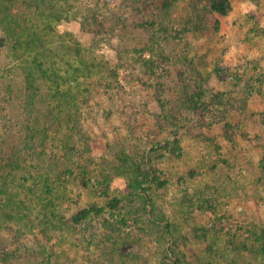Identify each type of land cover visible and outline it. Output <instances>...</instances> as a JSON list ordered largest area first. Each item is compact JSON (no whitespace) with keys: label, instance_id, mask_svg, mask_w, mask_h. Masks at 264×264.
Here are the masks:
<instances>
[{"label":"rangeland","instance_id":"374dc122","mask_svg":"<svg viewBox=\"0 0 264 264\" xmlns=\"http://www.w3.org/2000/svg\"><path fill=\"white\" fill-rule=\"evenodd\" d=\"M229 3L223 15L210 0H77L103 21L84 24L79 14L59 24L105 67L91 77L102 87L81 118L90 135L82 170L96 172L86 187L83 176L62 182L54 217L41 204L31 210L64 226L49 244L41 234L16 241L0 229V247L21 254L12 264H166L172 256L180 264H264V0ZM140 15L152 30L134 25ZM14 81L3 80L4 88ZM17 97L0 103V125L21 120L12 132L36 115ZM193 99L197 111L187 108ZM58 143L47 145V159L65 180L74 175L65 165L72 156ZM134 162L150 164V176L137 172L142 190L129 176ZM108 163L117 170L100 182ZM42 244L43 255L23 248Z\"/></svg>","mask_w":264,"mask_h":264},{"label":"trees","instance_id":"16d2710c","mask_svg":"<svg viewBox=\"0 0 264 264\" xmlns=\"http://www.w3.org/2000/svg\"><path fill=\"white\" fill-rule=\"evenodd\" d=\"M210 1L215 11L223 15L229 13V0ZM78 7L77 0H0V103L14 101L17 95L23 96L28 112L36 114L34 124L27 121L15 132L11 130L17 128L21 120L17 123L14 117H10V124L0 125V131L3 129L0 132V229L5 228L12 240L22 241L31 234H41L49 244L53 238L52 231L59 228L63 231L64 226L49 217L43 220V217L38 216L40 211L37 216H33L32 211L41 204L43 210H47V216L52 215L55 211L51 201L59 199L60 193L56 190H59L62 182L83 176L80 182L86 187L92 178L90 173L96 172L95 169L82 170L81 161L85 155L81 145L90 135L81 127V118L88 109L91 95L97 91L95 86L102 87L99 80L91 77L104 72L105 67L91 45L69 35V32H61L59 24L79 14L84 24L98 22L102 25L103 21L96 15L97 12L85 14L86 10L82 11ZM198 17L200 12L188 22H194ZM150 22V19L141 15L133 19L135 26L145 24V30L151 29ZM193 28L200 27L193 24ZM155 32L158 34L157 29ZM18 72L23 74L17 77H23L24 83L18 82L19 78L15 75ZM3 80L15 81L4 88ZM188 104V109H199L195 99ZM43 105L44 110L41 109ZM14 134L20 137L14 139ZM57 140L61 143L57 147L72 156L70 163L65 164L68 171L74 174L69 179H62L64 174H55V169L47 159V145ZM37 142L39 144L34 146ZM89 147L84 151H89ZM27 152L31 160L26 157ZM34 154L38 156L37 160ZM77 155L80 161H77ZM60 158L69 160L65 155ZM122 159L126 162L131 159L128 150H123ZM53 160L54 157L50 159L51 162ZM90 160L88 162H92ZM135 166L136 173L129 176L134 187L142 190L144 179L138 173L144 177L150 176V164H146L145 170L138 163ZM261 167L264 168V161ZM124 168L122 172H126ZM116 170L114 163L105 164L100 171L103 176L100 182L108 181V173ZM41 200L46 202L39 203ZM34 204L35 207H31ZM43 245L39 249L23 248L28 253L43 255ZM7 246L0 247L4 264L17 262L21 254L8 256L10 251L6 250ZM51 258L53 261L59 260L56 253ZM162 261L180 264V260L175 258L174 261L173 256L165 257Z\"/></svg>","mask_w":264,"mask_h":264}]
</instances>
